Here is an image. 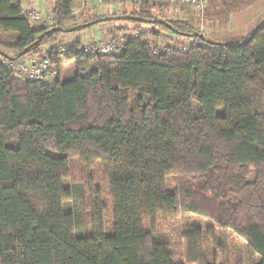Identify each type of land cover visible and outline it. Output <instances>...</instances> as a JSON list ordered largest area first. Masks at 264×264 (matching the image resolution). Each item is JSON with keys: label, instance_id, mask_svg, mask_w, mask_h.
<instances>
[{"label": "trees", "instance_id": "obj_1", "mask_svg": "<svg viewBox=\"0 0 264 264\" xmlns=\"http://www.w3.org/2000/svg\"><path fill=\"white\" fill-rule=\"evenodd\" d=\"M21 1L0 0V33L15 36L3 44L17 49L0 50L5 59L65 32L74 6L54 0L56 24L33 26ZM155 7L113 16L187 36L185 23L153 17ZM195 40L154 52L138 33L123 37L118 54L50 49L57 75L65 59L75 66L52 85L0 64V264H185L155 236L157 217L182 208L218 213L246 243L249 264H264V22L238 45ZM73 157L100 163L111 199L90 194L81 231L82 214L63 209ZM183 237L185 262L216 264L203 247L209 239L214 255L220 248L211 228Z\"/></svg>", "mask_w": 264, "mask_h": 264}, {"label": "rangeland", "instance_id": "obj_2", "mask_svg": "<svg viewBox=\"0 0 264 264\" xmlns=\"http://www.w3.org/2000/svg\"><path fill=\"white\" fill-rule=\"evenodd\" d=\"M46 2L48 4L47 8L50 10L54 5V0H46ZM22 4L27 5V1L23 0ZM212 6L214 9L221 10L222 17H228L231 20V24L224 22L222 25H218L215 21L210 20L207 16L206 8L203 17H201L182 5H177L176 7L174 5L172 7V9L176 10L178 13L183 11V13L186 12L189 15L186 14V18L176 15L172 18H164L162 20L171 23H185L189 27V31L187 36H184L183 34H177L165 30L155 23H135L118 19L117 16H113L115 14L121 15L124 11H115L113 15L100 16L102 15L100 8H92V6L82 3L81 0H75L73 15L63 22V26L66 28L65 32L55 35L54 38L50 39L39 49L28 52L23 55V57L31 56L37 58V56L40 57L43 53L44 55H47L50 49L55 52L57 48L62 47L63 45H68L69 50H80L83 46L96 39H100V41L104 43H106V41L121 42L123 41V37L128 35L136 36L138 33L145 35L154 52L165 50L168 47L185 50L192 43L196 42L195 37L198 36L197 34H203L205 40L218 44L238 45L244 42V40L249 39L255 27L264 19V0H218L217 2L212 1L210 7ZM26 8L39 9L37 6H27ZM130 8V10H132L133 6ZM44 10L48 13L46 9ZM156 13L157 11L153 9L152 16L156 17L154 15ZM49 14L54 17L52 11L49 12ZM109 16L113 17L111 19H106ZM97 17H105L104 19L106 20L87 25L90 27L86 33L87 30H84L83 28L87 26L82 25ZM33 26H41V24ZM80 26L82 28H79ZM75 38H80L81 41H77ZM14 40V34L0 33V50L13 56L17 53V49L7 46V44L4 45L3 42L13 44L15 42ZM99 53L107 54L101 51ZM2 59L4 62L5 58L0 56V61ZM65 60L60 66V75L61 69L62 72L64 71L63 79L68 78L70 76L69 72H74L75 69L73 61L67 62ZM60 75L56 74L50 78L51 80L47 81V79H44L43 81L48 85H52L55 79ZM70 160L71 169L63 183L71 188L72 194L69 199L63 202V209L72 212L74 215H77V213L82 214V217L80 218L81 226H79L80 224H78V226L76 225L77 230L81 231V227L84 228L83 225L86 226L88 224L87 221H84V223L82 221L86 218L85 215L89 211L91 201L90 194H100L102 196L101 198L107 201L108 205H110L111 199L108 193V180L103 175L101 165L98 161H95L91 167H86L80 162L78 157H73ZM250 171L251 173L249 175H251L252 178L255 171ZM168 182L177 186V182L174 178L168 179ZM215 204L216 203L212 202V205ZM156 221L155 236L169 243L176 262H184L185 264H188L185 262L186 247L183 233L186 229L199 226L203 230L207 227L211 228L214 231L215 239L220 243V248L214 255L213 244L209 239H204L203 247L208 254V261L216 262V264L250 263L246 243L232 230L224 227L223 220L218 213L211 215L207 214L205 216L189 212L182 208L178 217L164 219L162 216H159ZM254 260H258V257H254Z\"/></svg>", "mask_w": 264, "mask_h": 264}, {"label": "built area", "instance_id": "obj_3", "mask_svg": "<svg viewBox=\"0 0 264 264\" xmlns=\"http://www.w3.org/2000/svg\"><path fill=\"white\" fill-rule=\"evenodd\" d=\"M82 3L92 6L93 8H100L106 4L109 5H136L142 3H150L155 6H177L182 5L187 9L193 11V13L198 14L203 17L204 10L206 8L207 0H81ZM23 16L27 17L32 25L44 24L45 26L55 25L53 17H49L45 11L39 10L37 8H23ZM122 48L121 42H111L106 41V43L96 39L85 46H83L79 51L83 54L92 55L95 53L105 52L107 54H118ZM69 50L68 45H63L57 48L59 57H64L65 53ZM0 64L10 69L16 77L22 79H40L47 81L51 80L52 76L56 73V64L52 61L51 57L45 55L39 59L24 58L23 56L10 60L3 59Z\"/></svg>", "mask_w": 264, "mask_h": 264}, {"label": "crops", "instance_id": "obj_4", "mask_svg": "<svg viewBox=\"0 0 264 264\" xmlns=\"http://www.w3.org/2000/svg\"><path fill=\"white\" fill-rule=\"evenodd\" d=\"M27 1V5H24L22 4V9L24 7H27V6H34V7H38L39 9H42V11L44 9H46L48 11L47 15L49 17L52 18V16L49 14V12L52 11L53 9V6L52 8L49 10L47 7H48V4L46 2V0H26ZM75 1V0H74ZM212 1H215L217 2L218 0H207L206 2V13H207V16L210 20H213L215 21L216 23H218V25H222L224 22H226L227 24H231V20L228 18V17H222V11L219 10V9H214L213 6L210 7ZM23 3V0L21 1ZM140 4H136V5H109V4H106L104 6H101L100 9H101V14L100 16H107V15H113V13L115 11L119 12V11H131L130 7L133 6V9H136ZM173 6H170V5H166V6H156L154 9L157 11L156 14H154L158 20H162L164 18H172L173 16H181L182 18H186L187 15H189L188 13H183V11H180L179 13L176 11V10H173L172 9ZM176 7V6H175ZM74 8V7H73ZM93 8V7H92ZM208 9V10H207ZM45 11V10H44ZM192 12V11H191ZM187 14V15H186ZM72 15H73V11H72ZM71 15V16H72ZM105 21V20H104ZM163 21V20H162ZM56 22V21H55ZM65 22V21H64ZM103 22V21H102ZM154 24V23H153ZM41 26H45L44 24H41ZM89 27L90 26H87L85 28H83L84 30H87L86 33L88 32L89 30ZM93 28V27H92ZM155 35V34H154ZM85 36V34H84ZM155 37V36H154ZM204 37V36H203ZM80 39V38H79ZM78 38H75V40L77 41H81V39L79 40ZM45 56L44 53L41 54L40 57H43ZM40 57L37 56L36 57H31V56H27L26 58H31V59H39ZM64 66V65H63ZM70 76L73 74V71H70ZM63 76H64V71L62 72V69H61V75H60V78L63 79ZM69 76V77H70ZM68 77V78H69ZM66 78V79H68Z\"/></svg>", "mask_w": 264, "mask_h": 264}, {"label": "water", "instance_id": "obj_5", "mask_svg": "<svg viewBox=\"0 0 264 264\" xmlns=\"http://www.w3.org/2000/svg\"><path fill=\"white\" fill-rule=\"evenodd\" d=\"M119 18H121V17H119ZM106 19H111L110 17H108V18H106ZM105 19V20H106ZM160 21H162V20H160ZM264 22V19L255 27V29L253 30V32H252V34H251V36L249 37V39L250 38H252L253 36H254V34L256 33V31H257V29L259 28V26L262 24ZM169 26V25H168ZM170 27V26H169ZM198 35V37H200V38H203V34H197ZM248 39V40H249ZM29 50H30V47H25L24 49H22L15 57H10L9 56V59L10 60H14V59H17V58H19V57H21V56H23V55H25L26 53H28L29 52Z\"/></svg>", "mask_w": 264, "mask_h": 264}]
</instances>
